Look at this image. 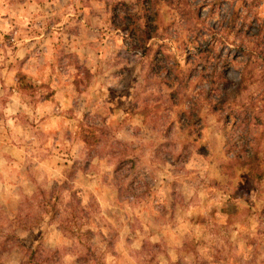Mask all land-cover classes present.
Listing matches in <instances>:
<instances>
[{
  "label": "rangeland",
  "instance_id": "1",
  "mask_svg": "<svg viewBox=\"0 0 264 264\" xmlns=\"http://www.w3.org/2000/svg\"><path fill=\"white\" fill-rule=\"evenodd\" d=\"M48 4L0 14L11 264H264V0ZM82 147L129 163L81 167Z\"/></svg>",
  "mask_w": 264,
  "mask_h": 264
},
{
  "label": "clouds",
  "instance_id": "2",
  "mask_svg": "<svg viewBox=\"0 0 264 264\" xmlns=\"http://www.w3.org/2000/svg\"><path fill=\"white\" fill-rule=\"evenodd\" d=\"M43 2L45 4V7L49 6L48 0H43ZM57 2L58 0H51V3L53 4ZM241 3H242V0H236L237 8L241 6ZM33 6L38 8V5H36V0H33ZM6 11H8L7 0H0V14H3V12H6ZM13 15L15 14L13 13ZM261 15H264V11L261 12ZM37 18L39 19L40 17H37ZM8 30H9L8 28L4 29L5 32ZM2 39L3 37L0 36V40ZM92 70H93V74L96 75L95 66L93 67ZM111 72H112V69H104L102 75H97V81H100L102 83L97 84L96 86L99 87L102 92H107L108 89L112 87V85L107 82L112 79V76L110 75ZM100 98L103 99V96H101ZM77 118H80V113H77ZM119 139H121L120 136L118 135L113 136L112 143L115 144V142L118 141ZM85 153H87V155H85ZM43 154H44V151L41 150L38 156H43ZM76 158L78 162L80 163L81 167H87L91 163L92 166L95 168L103 164L104 167L107 168L108 171L118 170L122 165L129 163V161L127 160H123L119 158L113 159L109 155H105L104 161L102 162L94 151L89 150L86 147L81 148V152L78 154ZM109 160L112 161L111 164L107 163V161ZM2 163L3 161H0V164ZM37 163H39V159H37ZM40 169H45V165H40ZM56 177H59L61 181L66 179V177L60 176L59 170H57L55 176H50L49 180L56 178ZM38 179H43V172L38 177ZM6 247L7 245L3 243V238L0 237V262H3V264H11L12 257H10L9 253L5 250Z\"/></svg>",
  "mask_w": 264,
  "mask_h": 264
},
{
  "label": "trees",
  "instance_id": "3",
  "mask_svg": "<svg viewBox=\"0 0 264 264\" xmlns=\"http://www.w3.org/2000/svg\"><path fill=\"white\" fill-rule=\"evenodd\" d=\"M116 6H118V5L116 4L112 8L113 20L116 17V15L117 16L119 15L118 12L116 14ZM143 11H145V12H144V15H142V17H141V19H142L141 22L137 23L136 21H134V22L128 21V24H125L126 29L129 27V29H130L129 31L135 35L136 42L142 46L145 44V42L149 38L155 36V28H156L155 24H153V20H154L153 18L155 17V13L149 12L147 10V8H144ZM118 25H115V27H120V24H118Z\"/></svg>",
  "mask_w": 264,
  "mask_h": 264
}]
</instances>
